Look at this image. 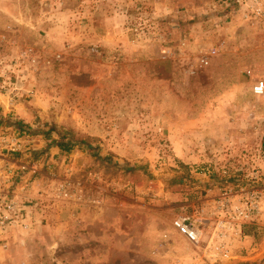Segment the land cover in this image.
<instances>
[{"label": "rangeland", "instance_id": "1", "mask_svg": "<svg viewBox=\"0 0 264 264\" xmlns=\"http://www.w3.org/2000/svg\"><path fill=\"white\" fill-rule=\"evenodd\" d=\"M244 11L0 0V200L18 215L0 227V264H264V223L243 226L230 259L180 239L168 257L148 254L181 207L246 181L237 168L264 174V95L251 90L264 81V20ZM55 129L73 136L70 151Z\"/></svg>", "mask_w": 264, "mask_h": 264}, {"label": "built area", "instance_id": "2", "mask_svg": "<svg viewBox=\"0 0 264 264\" xmlns=\"http://www.w3.org/2000/svg\"><path fill=\"white\" fill-rule=\"evenodd\" d=\"M236 2H243L250 7V12H243L244 18L250 19L251 16L264 20V0H236ZM24 55L31 66L38 65L39 61L32 48H28ZM202 60L207 63V56ZM251 90L256 96L264 95V81L255 79ZM261 131L264 133V120L261 124ZM3 143L4 139L0 134V151L7 148ZM32 169L34 170L35 166H32ZM243 171H247L242 176L246 181L241 178L242 183L225 182L220 188V194L207 207H202L200 210L195 209L192 212L181 207L180 213L172 220L175 231L184 237L192 247L201 248L204 254L211 259H230L232 244L241 239L243 226L264 223V174L253 166L247 169L240 166L236 170L238 173H243ZM58 190L60 196L65 199L73 195L67 191L65 185H61ZM16 209V204L13 201L0 200L1 229L5 228L6 222L15 223L12 218L18 217ZM21 226L28 228L27 223H22ZM160 245L162 246L163 242Z\"/></svg>", "mask_w": 264, "mask_h": 264}, {"label": "crops", "instance_id": "3", "mask_svg": "<svg viewBox=\"0 0 264 264\" xmlns=\"http://www.w3.org/2000/svg\"><path fill=\"white\" fill-rule=\"evenodd\" d=\"M51 207L48 210H50ZM53 223L48 222V227L52 226ZM61 235H64L63 233H61ZM182 240L183 244H186V239L184 237H182L181 235H179L175 230H173L169 236V238L166 239H162V238H155V241L153 243V245L151 246V248L148 250V254L149 256H154V257H158V258H165L168 257L171 253H173L174 251H176L174 248L177 245V240ZM163 242V245L161 246L160 243ZM176 257V256H175ZM174 259V258H173Z\"/></svg>", "mask_w": 264, "mask_h": 264}, {"label": "trees", "instance_id": "4", "mask_svg": "<svg viewBox=\"0 0 264 264\" xmlns=\"http://www.w3.org/2000/svg\"><path fill=\"white\" fill-rule=\"evenodd\" d=\"M50 128L54 130L53 126ZM55 131L60 138H54L52 141L61 151H70L73 148V136L71 137L67 132H58L56 129Z\"/></svg>", "mask_w": 264, "mask_h": 264}]
</instances>
